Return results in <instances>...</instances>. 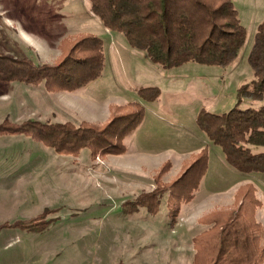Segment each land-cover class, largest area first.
<instances>
[{
	"label": "rangeland",
	"instance_id": "374dc122",
	"mask_svg": "<svg viewBox=\"0 0 264 264\" xmlns=\"http://www.w3.org/2000/svg\"><path fill=\"white\" fill-rule=\"evenodd\" d=\"M232 2L246 31L232 64L163 68L106 29L88 0H0V54L52 64L68 40L92 33L105 55L101 75L71 92L0 84V125L85 121L102 128L129 103L143 107L118 155L88 148L56 154L22 134L0 135V264H193L202 219L244 199L259 224L256 264H264V173L236 170L195 122L201 111L262 103L240 88L253 78L247 55L264 0ZM204 148L207 167L188 196L178 181ZM27 221L39 226H15Z\"/></svg>",
	"mask_w": 264,
	"mask_h": 264
},
{
	"label": "trees",
	"instance_id": "16d2710c",
	"mask_svg": "<svg viewBox=\"0 0 264 264\" xmlns=\"http://www.w3.org/2000/svg\"><path fill=\"white\" fill-rule=\"evenodd\" d=\"M88 3L89 11L106 29L122 33L130 47L142 50L151 62L163 68L186 62L225 68L236 59L246 37L232 0H88ZM75 38L67 41L69 45L61 49L58 60L52 64L0 54V84L18 82L42 85L47 92H71L99 77L105 61L103 40L92 33ZM247 61L253 78L240 88V94L262 102L261 105L234 106L221 114L201 111L195 122L210 142L222 149L226 161L236 170L264 173V19L256 27ZM143 91L139 90L141 96ZM129 104L130 108L112 115L102 128L85 121L77 126L71 122L5 121L8 125H0V135L22 134L56 154L77 156L88 148L91 153L118 155L125 150L123 139L143 115L140 104ZM252 146L261 149L254 151ZM207 159L204 148L178 181L179 188L188 196L198 187ZM243 202L245 199L233 211H217L202 219L206 228L193 239V264H256L261 260L259 224ZM150 205L153 211L154 204ZM15 226L35 229L39 225L27 221Z\"/></svg>",
	"mask_w": 264,
	"mask_h": 264
},
{
	"label": "crops",
	"instance_id": "0c3cea01",
	"mask_svg": "<svg viewBox=\"0 0 264 264\" xmlns=\"http://www.w3.org/2000/svg\"><path fill=\"white\" fill-rule=\"evenodd\" d=\"M14 83V82H13ZM13 83H9V84H13ZM16 83H18V82H16ZM20 84H22V83H20ZM20 84H17V86H21ZM6 85H8V84H6ZM24 86V85H23Z\"/></svg>",
	"mask_w": 264,
	"mask_h": 264
}]
</instances>
